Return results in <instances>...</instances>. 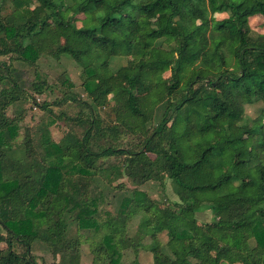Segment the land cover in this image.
<instances>
[{
    "label": "trees",
    "instance_id": "trees-1",
    "mask_svg": "<svg viewBox=\"0 0 264 264\" xmlns=\"http://www.w3.org/2000/svg\"><path fill=\"white\" fill-rule=\"evenodd\" d=\"M256 14L264 23V0H0V56L8 59L0 61V264H59L37 262L35 239L54 256L79 257L87 242L92 264H124L122 251L136 252L144 236L152 264H264V33L251 35ZM62 54L80 67L89 100L63 72L59 102L74 108L64 118L82 133L55 139L52 117L21 128L23 103L51 110L23 90L14 61L33 66L32 89L42 93L50 85L38 59ZM122 56L132 59L126 72L110 67ZM255 103L257 114L246 116ZM129 135L137 141L121 145ZM111 156L124 157L134 184L164 174L177 199L159 206L133 188L117 214L100 220L102 197L91 187L109 169L97 161ZM205 210L212 220L197 222Z\"/></svg>",
    "mask_w": 264,
    "mask_h": 264
},
{
    "label": "rangeland",
    "instance_id": "rangeland-1",
    "mask_svg": "<svg viewBox=\"0 0 264 264\" xmlns=\"http://www.w3.org/2000/svg\"><path fill=\"white\" fill-rule=\"evenodd\" d=\"M10 4V2H8ZM11 6V4H10ZM226 14L223 12H217L214 14V18L220 19L225 17ZM249 25L251 29V35L256 37L260 33H264V23L263 17L260 14L253 15L249 17ZM200 39L206 40V35L201 34ZM5 60L8 61L7 57L0 56V61ZM132 63V59L129 57H117L110 62L111 68H120L121 71L126 72L128 69V65ZM14 65L17 70V77L20 81V84L23 86V90L29 93L30 95H34L36 100L39 102L45 101L49 102V109L51 113L42 110L39 106L32 104V102H25L22 104L23 112L25 114L23 119L19 121L21 128H25L27 125L30 127H35L37 122L40 121H48L49 117L57 119L56 121L50 124L51 135L55 139H59L64 130H73L79 136L82 133V127H78L74 125V122H70L66 118L65 115H73L75 113L74 108L70 106V104L59 102L60 98L63 97V88L60 86L59 79L63 72L68 74L72 83H73V91L80 95L86 101L89 100L87 95L82 89L81 85V77H80V67L75 63V61L67 55H60L59 58H54L52 56L42 55L37 61V70L40 72L41 78L46 80V83L50 85L49 88H46L42 93H36L32 89V81H34V68L33 66L27 65L26 63L14 61ZM169 71H165L163 73L164 76H167ZM41 80V79H40ZM18 103L9 106V113H12L17 106ZM20 107V105H19ZM75 107V106H74ZM260 105L259 104H248L245 105V115L249 117H254ZM77 110V108L75 107ZM114 112V111H112ZM160 110L157 108L155 113V121H157L159 117ZM115 114V113H114ZM54 115V116H52ZM100 115L103 118H109V113L107 109H101ZM59 116L60 118H56ZM136 136H126L124 137V141H120L121 145H130L135 143ZM246 145L243 148V154H248L250 152V145L248 143V138L245 139ZM11 155L13 158L18 159L23 156V150L21 147L16 146L12 150ZM153 157V155H150ZM120 162H124V157L111 156L109 158H100L97 163L100 164V167H108L109 169L106 171H101L97 176V180L93 181V186L91 187L93 195L101 194V200L98 201L99 212L97 217L100 220L106 218L109 215H115L118 212V207L123 197L131 195V191L133 188H138L140 190L145 191V193L152 199V201L156 202L157 205H164V200L167 198L171 200H176L177 197L174 194L173 184L169 178H167L164 174H159L157 177L152 179H148L140 184H134L128 177L124 168L120 165ZM183 181H186V178H183ZM249 216L252 217L253 213H249ZM212 213L209 210H205L203 212L196 213L195 220L197 222H205L212 220ZM139 216L135 215L126 221V234L128 237H135L136 230L138 225ZM180 221L188 224L190 223V219L187 217L180 218ZM159 239L162 242L167 240V236L165 232H161L158 235ZM150 242L149 236H144L141 239V246L137 247L136 252L134 251V247L125 248L122 251L121 262L124 264H131V262L135 259L138 260L140 264H152L153 256L151 251L148 249V245ZM254 244V240L250 239L243 244L244 248H249ZM167 250V249H165ZM31 251L34 254L38 263L47 262L50 263L52 261L59 262L61 256L64 255H53L49 250L48 246L45 242L35 239L31 243ZM68 256V254H65ZM73 257L72 255H70ZM75 264H92V253L90 246L87 242H83L80 246V254L79 257H75ZM65 264H70L66 262ZM221 264H225L222 261Z\"/></svg>",
    "mask_w": 264,
    "mask_h": 264
},
{
    "label": "crops",
    "instance_id": "crops-1",
    "mask_svg": "<svg viewBox=\"0 0 264 264\" xmlns=\"http://www.w3.org/2000/svg\"><path fill=\"white\" fill-rule=\"evenodd\" d=\"M76 260H78L77 258L75 257H71L70 255L68 256H61L60 257V260H58L59 264H65L66 262L70 263V264H75Z\"/></svg>",
    "mask_w": 264,
    "mask_h": 264
}]
</instances>
